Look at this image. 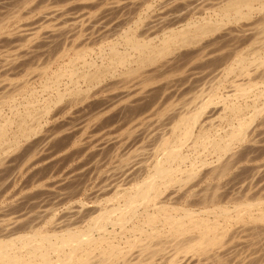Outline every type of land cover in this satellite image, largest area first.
Instances as JSON below:
<instances>
[{
  "label": "bare ground",
  "instance_id": "6f19581e",
  "mask_svg": "<svg viewBox=\"0 0 264 264\" xmlns=\"http://www.w3.org/2000/svg\"><path fill=\"white\" fill-rule=\"evenodd\" d=\"M10 2L0 264H264V0Z\"/></svg>",
  "mask_w": 264,
  "mask_h": 264
},
{
  "label": "rangeland",
  "instance_id": "374dc122",
  "mask_svg": "<svg viewBox=\"0 0 264 264\" xmlns=\"http://www.w3.org/2000/svg\"><path fill=\"white\" fill-rule=\"evenodd\" d=\"M2 1H4V2H2ZM2 1L0 0V3L2 4V5L0 4V6H1V7H0V14L2 13L1 15H3V16H8V17H9L8 19H10L9 21H10L11 24H12V23H13V24H19V23H22L23 20H21L20 22L18 21L17 13H18V10H19V9L17 8V6H15V5H19V4H15V2H10V3L6 4V2H9V0H8V1H7V0H2ZM13 4H14V5H13ZM7 5H8V7H9V5H10L9 9L7 8ZM14 6H15V8H14ZM12 7H13V8H12ZM71 7H72V9H73V8L76 9L75 11L77 12V9H78V8H76V6H74V7L71 6ZM71 7H70V8H67V9L70 10ZM10 8H12L13 11H12V9H10ZM14 9H15V10H14ZM10 10H11L13 13H12ZM69 10H67V11H68V12L71 11V13L74 12V10H70V11H69ZM7 11H9V12H7ZM67 11H66V12H67ZM72 11H73V12H72ZM209 11H210V12H209ZM209 11H208V10H206V11L203 10V12H201V15H199V16H200V17H201V16H204V15L206 16V15H208V13H209V15H212L213 12L211 11V9H209ZM68 12H67V13H68ZM76 12H74L73 15H72L71 13L66 14L65 17H66V18L68 17V18H67V20H68L67 22H68V23L72 22V18H74V17L77 15V13H78V12H77V13H76ZM9 13H11V14H9ZM15 13H16V14H15ZM133 13H134V12H133ZM203 13H204V14H203ZM6 14H7V15H6ZM18 14H19V13H18ZM22 14H23V13L21 12V15H22ZM134 14H135V13H134ZM134 14H132V12H131L129 16H131V15L133 16ZM15 15H16V16H15ZM69 18H71V20H70ZM128 18H129V17H128ZM14 20L17 21V22H15ZM69 21H70V22H69ZM32 27H33V26H32ZM26 28H31V26H27ZM43 39H44V38H43ZM243 40H244V39H243ZM243 40H242V41H243ZM5 42H6V43H5ZM5 42H1V44H0V46H1L2 44H3V45L5 44V46H1V47H0V49H1V50H0V58H1L2 60H3V59L5 60V59H6V56H9L10 53H13V54L15 53V54H16V52H18V51L20 50V48H17V47H15V46H13L14 48H12V47H11L12 44L10 45L9 42H7V41H5ZM240 42H241V40H240ZM243 43H244V45H243ZM55 44L58 45L57 43H55ZM237 44H238V46H242V47H238V48H239L241 51L244 49L243 51L246 52V53H248L249 51H252L254 48H256V47H252V46H255V45L252 43V40H250V42H249V39H248V41H247V39H246L245 42H244V41L241 42V44H240V43H237ZM239 44H240V45H239ZM6 45H7V46H6ZM54 46H55V45L53 44V45H52V50L49 51V50H50V49H49L48 52H47V54H50V53H51L52 55H56L55 52H57V49H55V48H57V47L54 48ZM61 46H62V44H59V45H58V48L60 49ZM6 47H7V48H6ZM9 47H10V49H9ZM247 47H248V51H247ZM2 48H3V49H2ZM50 48H51V47H50ZM251 48H253V49H251ZM8 49H9V50H8ZM54 49H55V50H54ZM7 50H8V51H7ZM54 51H55V52H54ZM2 52H3V53H2ZM13 54H12V55H13ZM5 55H6V56H5ZM71 55H72V53H71ZM4 57H5V58H4ZM63 58H64V57H62L61 60H60L63 64H62V63H59V65H65V64H67V61L69 62V57H65L64 59H63ZM1 59H0V61L2 62ZM62 59H63V60H62ZM4 60H3V61H4ZM63 61H64V62H63ZM59 65L55 64L54 67L58 69V68L60 67ZM19 69H20V68H19ZM19 69H18V71L13 72V73H15V74H14V75H11L10 77H11V78H14V79H15V82H18V83H19V81H20L19 84H21L22 82L26 81L27 77H30L31 74L28 75V73H26L25 71L22 72V70H21L22 74L18 75V74L20 73V70H19ZM25 73H26V74H25ZM16 75H18V76H16ZM34 75H35V73H33V76H34ZM36 75H37V74H36ZM15 76H16V77H15ZM232 77H233V76H231V78H232ZM239 77H240L241 79L243 78L242 76H238V77L236 78L235 75H234L233 78H234L236 81H238V80L240 81L241 79H240ZM5 78H6L5 76H2L0 79L4 81V80H6ZM20 78H21V79H20ZM217 78H218V77H217ZM217 78H215V81H217V82H218V81H221L222 79L224 80V79H225V75H224V76H220L219 78H221V79H219V80H218ZM233 78H232L231 80H234ZM18 79H19V80H18ZM22 79H24V81H22ZM28 79H29V78H28ZM28 79H27V80H28ZM30 79H31V78H30ZM30 79H29V80H30ZM38 79H39V78H36V80L31 79V80H33V81H31V84H32V85L30 84V86H34V85H35V86H39V83H40V82H39ZM21 81H22V82H21ZM35 81H36V82H35ZM212 81H213V80H212ZM212 81H211V82H212ZM211 82L209 81V82L206 84V86L208 85V86H207V89H208V90H206L205 92H207V91L209 92V90L211 89L212 85H209V83L211 84ZM213 82H214V81H213ZM213 82H212V84H213ZM217 82H215L214 85H216ZM33 83H34V84H33ZM36 83H37V84H36ZM22 84H23V83H22ZM209 86H210V88H209ZM229 86L231 87V85H230V84L228 83V81H227V82H226V87H224V88H222V89L220 90V91L222 92V94H227V92L229 93L230 90H232L230 93L233 94V89L230 88ZM228 87H229V88H228ZM205 88H206V87H205ZM223 91H225V92H223ZM226 91H227V92H226ZM221 92H219V94H221ZM0 96H1V95H0ZM250 99H251V98H249V101L251 102L252 100H250ZM7 111H8V108H7ZM82 178H83V179L85 178L84 180H87V181H84V180H82V179H81L82 181L80 180V182H82V186H83V188H84V187H87V190L84 192V194H83V196L81 197V199H84L85 197H86V198H89V197L91 198L92 194H93V193L95 192V190H96V188H94V182H93V184H92V183L89 184L90 181H91L92 179L90 180L89 177H88V178H89V179H88L87 176H84V177H82ZM86 178H87V179H86ZM83 181H84V182H83ZM91 182H92V181H91ZM83 183L86 184V185H84ZM87 184H88V186H87ZM80 185H81V184H80ZM82 186H81V187H82ZM83 188H81V189H83ZM90 189H91V190H90ZM87 193H88V194H87ZM90 194H91V195H90ZM86 195H87V196H86ZM89 195H90V196H89ZM89 204L91 205V204H93V202H91V203L89 202ZM43 224H44V226H43ZM46 224H47V225H46ZM41 225H42L43 227H45L46 229H50V228H51V229H54L53 226L51 227V225H49L48 223H44V221H43V223H42ZM51 229H50V230H51Z\"/></svg>",
  "mask_w": 264,
  "mask_h": 264
}]
</instances>
